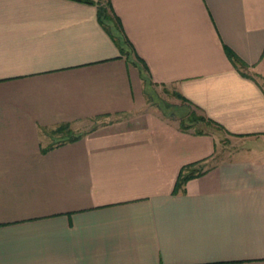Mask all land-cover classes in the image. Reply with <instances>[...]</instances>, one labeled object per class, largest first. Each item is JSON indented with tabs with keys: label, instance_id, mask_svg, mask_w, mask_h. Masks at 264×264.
Returning a JSON list of instances; mask_svg holds the SVG:
<instances>
[{
	"label": "crops",
	"instance_id": "1",
	"mask_svg": "<svg viewBox=\"0 0 264 264\" xmlns=\"http://www.w3.org/2000/svg\"><path fill=\"white\" fill-rule=\"evenodd\" d=\"M109 2L0 0V264H264V0Z\"/></svg>",
	"mask_w": 264,
	"mask_h": 264
},
{
	"label": "rangeland",
	"instance_id": "2",
	"mask_svg": "<svg viewBox=\"0 0 264 264\" xmlns=\"http://www.w3.org/2000/svg\"><path fill=\"white\" fill-rule=\"evenodd\" d=\"M148 97L150 103L149 110L155 111L160 115H163L164 117L174 121L186 119V124L193 130L209 131L214 129L216 131L214 126L202 121L190 123L189 116L192 114L194 115L196 112L191 106L187 105L183 100L180 99L174 86H152L149 89ZM90 125H87L86 127H89ZM86 127L79 129V131H84ZM227 145L231 147L234 146L230 142H228Z\"/></svg>",
	"mask_w": 264,
	"mask_h": 264
},
{
	"label": "trees",
	"instance_id": "3",
	"mask_svg": "<svg viewBox=\"0 0 264 264\" xmlns=\"http://www.w3.org/2000/svg\"><path fill=\"white\" fill-rule=\"evenodd\" d=\"M80 1H85L88 3L97 2L98 4H100L99 5V11H98L99 19L104 24V26L106 28H108L109 30H110V28H113L115 25H117L115 23L113 17L111 16L110 12H109V10L111 8L109 0H98V1L80 0ZM103 1H105L104 4H102ZM121 39L123 40V36ZM124 41L129 43L128 40L125 39V37H124ZM130 48H131V46H130ZM122 50L126 55L130 54V51H125V49H122ZM230 54L233 58L235 57V59H238L237 56L235 54H233L232 52H230ZM240 63H242V62H240ZM145 79L147 80V78H145ZM151 85H153L152 82H151ZM177 94L179 97H183L180 93L177 92ZM189 117H190V123H194V122H198V121L205 122L209 125H212V123H213V121L211 119L206 118L204 115H198V114L194 113V115L192 114ZM185 120L186 119H181V126L184 129H189V126L186 124L187 122ZM58 130H60V132L64 134V136H63L64 140L63 141H74V140L78 139L79 137H81V134H77L72 130L70 124H64V125L60 126L58 128ZM197 132L202 133L203 131L197 130ZM198 163L195 162V163H190V164H186L185 166H183V168L179 174L178 180L176 182L174 193L184 191V186H185L186 182L189 179L195 177L197 174H199L200 169L196 166Z\"/></svg>",
	"mask_w": 264,
	"mask_h": 264
}]
</instances>
